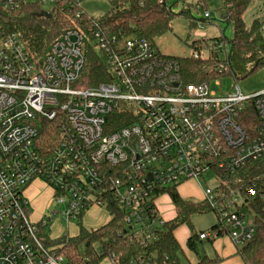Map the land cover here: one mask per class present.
Segmentation results:
<instances>
[{"label": "built area", "instance_id": "2783aa9c", "mask_svg": "<svg viewBox=\"0 0 264 264\" xmlns=\"http://www.w3.org/2000/svg\"><path fill=\"white\" fill-rule=\"evenodd\" d=\"M78 5L0 0V264H73L64 250L70 238L53 242L48 223L57 214L67 225L81 221L93 206L117 220L118 237L157 242L167 223L157 205L166 196L161 193L207 173L215 181L200 186V203L216 224L197 232L198 240L221 234L236 250L252 241L264 222V172L253 170L264 163V90L247 96L238 86L225 94L210 91L227 70L228 44L217 37L192 55L215 62L208 72L217 78L187 83L178 60L161 55L151 41L103 31L88 16L85 26L65 29L41 57L2 22V15L30 6L51 17L67 11L81 22ZM203 19L210 21L209 12ZM87 38L102 54H95L104 79L97 84L84 72L92 47ZM250 109L257 124L247 130ZM51 124L53 146L46 149L39 141ZM34 181L50 188L61 207L37 222L25 196ZM105 260L116 264L118 258L100 264Z\"/></svg>", "mask_w": 264, "mask_h": 264}, {"label": "trees", "instance_id": "16d2710c", "mask_svg": "<svg viewBox=\"0 0 264 264\" xmlns=\"http://www.w3.org/2000/svg\"><path fill=\"white\" fill-rule=\"evenodd\" d=\"M179 2L192 6L185 0H173L164 5L159 4V0H112L110 10L98 20V26L101 30L115 33L120 37L146 39L154 44L155 38L172 31V23L179 16L189 20V29L197 28L198 20L193 19L189 11L173 13L172 8ZM222 2L226 12L222 21L225 25L232 26V37L231 39L224 36L217 37L227 43L229 49L224 60L227 70L219 78L245 79L264 69V37L262 36L264 20L255 19L250 27L246 26L243 16L253 0H222ZM203 5V0H199L194 6L202 8ZM40 13V8L30 6L15 13L2 15L6 31L19 36L27 51L35 57L43 56L51 43L60 37L65 29L75 25L83 27L88 23L86 14L83 15L81 22H74L72 13L67 11L52 15L50 19L40 18ZM194 41L189 45L193 52L200 50L201 47H207L209 42L206 39ZM192 55L188 58L171 57L178 60L187 83L208 82L217 78L216 75L208 72L215 62L195 60ZM85 68L92 81L91 84L104 80L102 66L95 53L89 48L86 53ZM253 123L257 124V117L253 109H250L245 117V128L249 130ZM48 130H54V125H44L42 128L39 142L46 149L53 146V140L48 138L50 136ZM254 168L256 173H262L264 163L255 165ZM161 194L169 197L176 213L172 220L167 221L165 231L157 242L141 245L131 242L130 239L118 237L116 234L119 228L118 222L113 220L97 230L89 231L80 227L78 236L67 241L64 249L67 259L73 264H100L105 258L114 256L118 258L116 264H129L137 258L151 260L152 264H178V255L183 251L174 233L182 226L191 228V216L204 214L208 210L203 204L181 199L174 189L163 191ZM218 238H222L221 234ZM214 240L216 238L200 242L197 232L191 229L184 247L196 257L195 264H220L218 258L210 259L200 255L197 249L198 244H212ZM57 243L64 244L65 239ZM94 246H99L100 252L96 251ZM236 254L240 264H264L263 221L258 222L253 240L238 249ZM84 259L88 262L83 261Z\"/></svg>", "mask_w": 264, "mask_h": 264}, {"label": "rangeland", "instance_id": "374dc122", "mask_svg": "<svg viewBox=\"0 0 264 264\" xmlns=\"http://www.w3.org/2000/svg\"><path fill=\"white\" fill-rule=\"evenodd\" d=\"M112 0H79V9L86 14L92 20L101 19L109 10L110 2ZM173 1V0H170ZM186 1V0H185ZM192 6L184 5L181 2L177 3L173 8V13L178 14L181 11H189L190 16L193 19L198 20L199 26L194 30L189 29V20L181 16L174 19L172 23V31L166 33L162 36L155 38L154 46L155 49L163 56L167 57H176V58H188L195 52L189 47V45L194 40L206 39L211 40L213 38L224 36L227 39L232 37V26L225 25L223 23V16H225V8L222 0H203L204 5L202 8H198L195 5V0H187ZM199 2V0L197 1ZM48 8V7H47ZM50 8V7H49ZM207 11L210 14V21L203 19V13ZM244 22L247 27H250L251 23L255 20H264V0H253V3L250 5L249 9L243 16ZM210 23V24H209ZM202 26V29L199 28ZM262 36L264 37V24L262 27ZM92 45L91 51L98 55L102 54L95 47L94 43L89 41ZM207 47H201L200 50ZM205 55V53H202ZM200 61V60H199ZM210 65V63L208 62ZM86 68L84 70L85 74ZM89 76V75H88ZM238 86L240 92L244 95H252L264 90V69L259 70L258 72L246 77L245 79L235 80L231 77H222L216 81L210 83V91L216 94H225L229 92L231 87ZM215 181L213 174L207 173L199 180L200 186L212 185ZM198 186V184H197ZM199 186V190H200ZM39 189V188H38ZM36 194L33 198L29 200L30 205V218L33 222H37V216H42V211L44 210V215L52 211H60L61 207L53 204L52 200L49 199V192L47 190H34ZM178 193L181 195H188L189 198L185 200L196 201L201 200V195L198 192V188L195 185H191L185 188L178 190ZM28 199V198H27ZM157 205L162 213V215L169 219L173 218L176 211L173 208V205L166 200V197L163 196L157 201ZM37 220V221H36ZM111 220L110 215L107 213L106 208L93 206L91 207L83 216L81 221H74L67 225L65 219L61 217L60 214L51 220L48 223L49 228V237L53 242H58L59 240L67 238H75L79 234L80 227L85 230H97ZM191 228L182 226L176 230L175 237L179 242L182 253L178 255V264H194L196 257L189 254L184 245L185 241L191 233V229L194 232L205 231L211 226L216 224V217L212 212L207 211L204 214H193L190 218ZM95 250L100 252L99 246H94ZM197 249L200 255H205L210 259L222 258L221 264H239V259L235 258V255L226 254V247L222 246L218 248L213 246L211 243H204L202 245L198 244ZM228 251V250H227ZM231 251L227 252L230 253ZM228 257V258H227ZM227 258V259H226ZM103 264H110L107 260Z\"/></svg>", "mask_w": 264, "mask_h": 264}, {"label": "crops", "instance_id": "0c3cea01", "mask_svg": "<svg viewBox=\"0 0 264 264\" xmlns=\"http://www.w3.org/2000/svg\"><path fill=\"white\" fill-rule=\"evenodd\" d=\"M189 1H191V0H189ZM197 184H198V186H197ZM191 185H195V187H197L198 188V192L200 193V195H201V198H202V194H201V191L199 190V186H200V183L199 182H197V181H191V182H187V183H184V184H182L178 189H177V192H178V190H180V189H182V191H184L185 190V188L186 187H188V186H191ZM39 188V189H38ZM34 190H36V191H38V190H47L48 192H49V194H50V196H49V199H51L52 200V202H53V192H52V190L50 189V188H48L46 185H44L42 182H39V181H34L33 183H31L27 188H26V190H25V196H26V199H27V201H28V204H29V207H30V205H31V203H30V199H31V201H33V198L35 197V195L34 194H36L35 193V191ZM179 194V193H178ZM179 196L181 197V199H183V200H185V199H187V198H189V196L188 195H181V194H179ZM166 197V200H168V202L169 203H171L172 204V202H171V200L169 199V197H167V196H165ZM185 201H189V200H185ZM200 201L201 200H199L198 202H196V201H190V202H193V203H200ZM201 204V203H200ZM173 205V204H172ZM174 208V207H173ZM160 210V209H159ZM175 210V209H174ZM161 212V211H160ZM42 213V216H40V217H38L37 216V220L39 221L43 216H44V210L41 212ZM162 214V213H161ZM163 216V215H162ZM175 216V215H174ZM164 217V216H163ZM174 218V217H173ZM164 219L166 220V221H169V220H172V218H169V219H167V218H165L164 217ZM36 220V221H37ZM214 226V225H213ZM213 226H211V227H213ZM210 227V228H211ZM209 228V229H210ZM186 242V241H185ZM212 245L213 246H216V247H218V248H221L222 246H225L226 247V254H224V256L226 257V256H228L229 254L231 255H235V258H237V259H239L238 258V256H237V254H236V252H237V250H236V248L232 245V244H230V242H229V240L227 239V238H225V237H222V238H217L216 240H214L213 241V243H212ZM228 250V251H227ZM229 251H231L230 253H227V252H229ZM189 253V252H188ZM190 254V253H189ZM228 254V255H227ZM229 255V256H230ZM228 256V257H229ZM227 257V258H228ZM226 258V259H227ZM219 259V258H218ZM222 258H220L219 260H221ZM239 262H240V260H239ZM195 263H196V261H195ZM194 263V264H195ZM220 264H221V261H220ZM240 264V263H239Z\"/></svg>", "mask_w": 264, "mask_h": 264}, {"label": "water", "instance_id": "95a60500", "mask_svg": "<svg viewBox=\"0 0 264 264\" xmlns=\"http://www.w3.org/2000/svg\"><path fill=\"white\" fill-rule=\"evenodd\" d=\"M39 17H40V18H46V19H50V18H51V16H50L49 14L44 13V12H41V13L39 14Z\"/></svg>", "mask_w": 264, "mask_h": 264}]
</instances>
